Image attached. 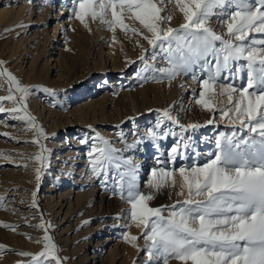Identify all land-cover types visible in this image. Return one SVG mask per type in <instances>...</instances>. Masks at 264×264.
<instances>
[{
	"label": "snow or ice",
	"instance_id": "6c2138e0",
	"mask_svg": "<svg viewBox=\"0 0 264 264\" xmlns=\"http://www.w3.org/2000/svg\"><path fill=\"white\" fill-rule=\"evenodd\" d=\"M169 2H174L183 17V23L177 28L165 27L173 17L171 12L161 16L162 8L156 0H73V14L85 28H89L87 18L99 19L115 32L117 27L129 30L124 22V13L127 12L129 18L138 21L144 32L136 28L130 30L150 46L143 48L139 45L143 51L139 57L141 61H145L149 52L152 59L163 53L168 67L154 70L169 81L182 73L187 74L194 66L208 73V78L200 81L202 90L195 100L208 112L214 111V105L211 96L206 94L214 91L224 72L230 73L224 79H246V84L239 88L232 84L222 85L229 89L226 97L231 107L216 111L221 112L222 118L230 113L235 115L241 131L246 129L247 133L240 136L233 133L223 140L218 138L216 147L219 151L202 166L180 167L182 187H187L188 198L171 206L151 207L149 202L154 199V194L139 190L136 169L131 161L124 159L121 162L117 155L119 150L112 148L110 142L99 134L94 138L99 143H94L88 153L91 172L107 181L109 170L115 169L119 195L130 205L131 220L144 229L140 237L125 232L123 239L133 247H137L134 242L140 238L150 242L146 249L150 261L156 257L157 264H168L171 259L180 264H264V0ZM213 19L219 21L220 33L211 27ZM253 33L260 34L261 38H253L250 35ZM241 61L245 63L241 64ZM4 64L0 60V88L7 84L8 95L0 96V113L6 111L2 102H13L14 107L7 109L13 118L27 123L36 129L39 137L47 139L28 110L31 87L23 85L3 67ZM145 67L150 65L145 62ZM245 70L246 76L241 77ZM161 117L156 127L148 131L149 138L153 140L173 135L163 130L165 121L179 125L169 109L163 110ZM207 123L212 124L213 120ZM199 127L201 125L195 123L187 126L191 129ZM31 142L40 146V151L33 157L40 165L35 170L39 183L48 159L45 155L48 149L39 140ZM170 156L173 162L177 156L183 158L179 144L171 148ZM151 175L148 187L159 191L172 179L173 172L161 168ZM178 194L183 195V192ZM32 196V206L37 207L36 193L33 192ZM3 199L0 197V201ZM36 227L45 231L43 250L35 255L19 254L32 255L36 264H52V261L63 264L66 258L57 255L58 248L47 234L51 225L41 223Z\"/></svg>",
	"mask_w": 264,
	"mask_h": 264
},
{
	"label": "rangeland",
	"instance_id": "374dc122",
	"mask_svg": "<svg viewBox=\"0 0 264 264\" xmlns=\"http://www.w3.org/2000/svg\"><path fill=\"white\" fill-rule=\"evenodd\" d=\"M31 1L33 2L36 12L32 17L33 23L37 22V24L33 25L29 22L19 32H14L12 26H10L0 31V42L8 43L11 50L14 48L12 54L6 56L7 53H5L4 58L10 57L11 68L9 71L12 72L23 85L31 87L32 95L27 101L28 110L36 118V123L39 127L44 130L47 139L39 137L36 133V129L32 128L27 123L13 118V115L7 111V109L14 107L13 102H2L6 111L0 113V197L4 198L0 201V246H3L0 247V259L7 257L9 260L13 259L11 256H15L12 264H36L32 259V255L24 256L19 253L27 252L35 255L43 250V245L45 243L43 241V236L45 235V231L36 226L45 223L46 226L48 224L51 225V227L48 228L47 234L52 237L53 242L58 248L57 255L62 259L66 258L63 259V264H125V262L126 264H157L156 257H153L151 261L149 260L146 249L150 242L143 238L134 242L137 247H133L134 250L136 249L133 259L131 261H126L124 259L126 253L122 250L123 246L132 245L128 241L125 242L123 234L127 232L130 235L140 237L144 229L142 226L137 227L136 222L131 220L129 214L130 205L126 202V199H122L119 195L117 180L114 178L115 169H110L108 180H104V190L108 193L107 200L110 199L108 203L105 202L101 208L99 205L100 199H98L99 195H97L95 197V208L93 212L95 215L85 212L84 215L80 217L78 216V211H76L65 217L68 210V207H65L66 202L64 203L63 211L57 216L56 210L48 203L47 197L45 196L54 182L52 176V174L54 175V173H52L54 170L49 171V168L56 162L55 156L58 152L62 154L68 148H73V140L77 141V143H75L76 145L81 143L82 140H87L88 142L81 143L80 147L82 146L81 149H83L85 153H89L93 144L99 143V141L94 139L97 134L104 139L113 134L114 140L120 135L122 131L121 128L124 125H131L132 123L138 122V117L143 116V113L141 115L135 114L134 108L139 106L144 109V107L141 106L142 99L140 95H135V98L133 97L132 99L127 98L129 97L128 94H131L137 88L165 85L171 81L177 80V87L184 86L189 89L188 91L193 94V98L196 100L199 98V93L202 90L200 81L207 79L208 73L203 71L201 67L194 66L192 71H189L187 74L182 73L169 81L166 77L162 76L161 73L154 70L168 67L167 61L164 59V54L160 53L154 60L152 59L151 52L145 56V61L139 59L142 53L138 56L136 61L122 68V70L114 69L113 62L109 61L105 54L104 57H102L98 53L100 47V40H97L98 34L105 31L104 27L101 28L104 25L101 26L102 23H100L99 19L93 21L91 18H87L89 28H85L84 25L74 17L73 0H56L53 8L51 7L52 2H49L50 0H0V12L7 7L20 8ZM156 2L158 6L162 8L160 13L161 16H166L169 12L173 14L174 12L173 17H177L175 23H172L171 20L170 24L165 25V27L177 28L183 23L182 14L175 8L174 2L170 3L169 0H156ZM47 7L49 10L47 17L42 21H38V14L42 13L41 9L44 14L47 13L45 11ZM62 10H65L63 15L57 20H54L57 14ZM46 22H48V29H46L45 26ZM124 22L128 25L129 30H122L120 34L127 33L129 35L131 34V36L137 35L130 29H138V21L129 18V14L125 12ZM58 23H62V27L58 30L57 37L54 39V27ZM211 24L214 25V29L218 33L222 31V28L218 27L219 21L213 19ZM63 27L64 30L62 29ZM117 28L120 29L119 27ZM44 30L48 31L47 33L50 35L48 36L49 38ZM71 30H76L75 33L78 32L77 34H79L82 41L89 44V48L92 50V53H90V61L97 59L101 62L99 67L93 66V64L90 63V67L88 68H81L75 72H69L67 68L62 69L59 66V53L65 51L63 42H60L61 38H63L62 33L63 31H69L71 33ZM34 31L36 35L31 37ZM67 34L69 33L67 32ZM250 35L256 39L261 38L260 34L253 33ZM21 40L25 41L23 46L18 44ZM144 42L146 44L145 48H149L150 46L147 42L145 40ZM46 47L50 48L51 53H54V55L49 56V54H43V50ZM105 47L107 46L105 45ZM47 59L50 61L49 67L44 68L43 63ZM0 60L5 62L1 57ZM145 62H147L150 67L146 68ZM240 63L243 64L245 62L241 61ZM3 67H6V62ZM33 68L34 70L32 71ZM17 70H21L28 74H34L35 77L32 79L33 81H26L24 83L22 77L16 75ZM106 75H108V85L106 88L108 91L103 92V90H101L100 96L104 97L105 95H109L113 98L119 95L123 96V101L118 107L108 103L104 108L105 113L109 116L113 111L116 112L120 109L124 113L125 109H127L131 114H124L122 124L112 123L115 119L109 118L106 122H93L86 125L77 123L72 126L65 113H67V111H74L79 107H84L90 100H96L93 98L96 95V90L88 89V85L97 82L100 84V82H103L102 79ZM229 75L230 73L224 72L222 78L217 81L214 91L210 94H206V96H211L215 110L212 118L213 123L210 125L209 131L206 132V134L199 128L204 127L203 125L205 124H202V122L210 119L209 113L211 112L205 111V113L201 114L198 110H194L196 116L192 114V117H188L186 114L183 116L184 118H180L174 115L175 112L173 110L171 111L164 103L154 106V109L149 112L150 115L148 114L149 117L146 118V120L149 121L136 125L139 127L137 131L139 130L138 132L140 133L135 138L139 137V141L133 143V138L130 137L137 135V133L127 134V132H124L123 141L124 144L127 145V149L119 150L117 155L121 162L124 159L131 161V165L136 169V183L139 186V190L145 194H148L150 191L154 194V199L149 202L151 207L171 206L178 201L183 202L186 200L188 198V190L186 186L182 187L183 180L179 174V168L202 166L204 163L214 158V154L219 151L216 147V140L218 138L223 140L224 137L231 136L233 133H236L237 136L247 133L246 129L243 130V132L241 131V126L239 122L236 121L235 115L230 113L227 117L222 118L221 112L216 111V108L228 110L231 107L226 97V93L229 89L222 87V85L232 84L236 88H239L246 84V79L243 78L234 80L223 78ZM244 76H246V70L241 73V77ZM113 82H118L119 84L114 85L115 83ZM65 83L67 86L63 87L62 84ZM42 89H48L49 91L45 92L42 91ZM162 93L166 94L167 92L163 90ZM71 94H77L76 99L73 98L71 100L69 98ZM6 95H8L7 84L0 88V96ZM198 106L200 105L197 104L195 109H197ZM165 109H169L172 115L178 120L179 125H183L184 128L165 121L163 130L169 131L173 133V135L153 140L149 138L148 131L156 127L157 121L162 118L161 113ZM93 115L94 114L91 113L89 118L93 117ZM145 117H147V115ZM233 121L236 122L233 123ZM55 122L58 127L57 129L54 124ZM193 123L199 124L201 127L197 129L187 128L188 125ZM157 131H159V129H157ZM196 134L198 135L196 136ZM200 135L201 137L198 138ZM120 137L121 135L118 136L117 139ZM69 138L72 140L68 141ZM257 139L259 138L257 137ZM33 140H39L40 144L48 149L45 153L48 159L46 161V166L42 169L39 183L36 181L35 170L40 165L34 161L33 157L40 151V146L39 144L32 143L31 141ZM195 141L199 142L197 146L195 145ZM59 142L62 145L61 149L56 147V143ZM109 142L112 147V141ZM177 144H179L183 158L177 156L175 162H173L169 153L171 148L177 146ZM159 145L163 148L164 152L168 154L167 160L161 164L157 163V165L152 168L151 162L144 165V168H140L136 160L137 155L141 154L144 148L145 150L149 148V150L154 151L155 154ZM185 145L187 146L185 147ZM196 150L198 153H196ZM15 154L20 156L21 162H15L17 161L16 158H14ZM154 154H152L150 161H157L156 155ZM159 161L160 160L157 162ZM185 164L187 165L184 166ZM161 168L172 171V179H170L159 191L149 189L148 182L152 179V172ZM101 178L103 179V177ZM71 188L72 187L68 190H71ZM78 190L79 188H76V191ZM33 192L36 193L37 207L32 206ZM181 192H183V195L178 194ZM195 199L203 200L205 198L195 197ZM103 215L106 217H102ZM164 215L167 216L168 212L165 211ZM63 218H65V220L62 221L61 219ZM103 219H105V222H107L106 224L109 225H106L108 228L105 231H102L103 227L100 225ZM85 221L88 223H85ZM117 223L119 224L116 225ZM4 225H8L9 227H5ZM87 225H93L95 227L91 235H89L90 231L85 232ZM102 232H104V234ZM74 237H76L75 240ZM106 240H109V242L107 244L105 243L104 248L98 247L100 241L103 243ZM113 248L118 250V257L116 260H113L110 256V251L113 250ZM93 252L96 253L94 254ZM87 254H89V258H87ZM94 256L95 258L92 259ZM45 264H47V262H45ZM52 264H55V261H52ZM168 264H180V262L171 259Z\"/></svg>",
	"mask_w": 264,
	"mask_h": 264
},
{
	"label": "bare ground",
	"instance_id": "6f19581e",
	"mask_svg": "<svg viewBox=\"0 0 264 264\" xmlns=\"http://www.w3.org/2000/svg\"><path fill=\"white\" fill-rule=\"evenodd\" d=\"M55 1L56 0H50L49 1V2H52L51 3L52 8L55 6V4H54ZM7 4H8V2H7ZM41 11H42V13L38 14V21H42L43 19H45L49 13L48 7L45 10L47 13L43 14L42 9H41ZM64 12H65V10H62L60 13H58L57 17L54 20H57L58 18H60ZM35 13L36 12H35L34 5H33L32 1L26 5H23L20 8H17V9L7 7L2 12H0V31L12 26V29L14 30V32H19L29 22H31L33 25L37 24V22L33 23V19H32L33 15ZM173 14H174V12H173ZM173 14H172V17H173ZM176 18L177 17H175V16L172 18V23H175ZM47 24H48V22L45 23L46 29H48ZM21 25H23V26L21 27ZM102 25H104V26H102ZM101 26H102L101 28L104 27L105 31L101 32L100 34L97 33L98 39L97 38L96 39L98 41L100 40V44H99L100 47H99L98 53L102 57H104V54H105L107 56V59L109 61L113 62L114 69L122 70V68H125L130 63H133V61H136L138 56H140L143 53L142 47H140L139 45H142L143 48H145L146 44H145L144 40L142 39V37H140V35L131 36V34L129 35L127 33L126 34H120V33H122V30L120 31V29H118V28L116 29L115 32H113L107 28V25L102 23ZM61 27H62V23H58L54 27V35H53L54 39L57 37L58 30ZM211 27L214 28V25L211 24ZM137 28L139 29L140 32H144V29L142 28L141 25H139V23H137ZM62 29L64 30V27ZM69 31H70V29H69ZM69 31H67L69 34H67L66 31H63V33H62L63 38H61L60 42L61 43L63 42V47L65 48V51H62L59 53V66L62 69L67 68V70L69 72H75L76 70L81 69V68H88V67H90V63H92L93 66L99 67V65L101 64L100 61H98L97 59H93V61H90L91 60L90 53H92V50L89 48V44H86L82 41L81 37H79V34H77L78 32L75 33L76 30L75 31L71 30V33ZM99 31H102V30H99ZM44 32L46 33L47 37L50 36L49 33H47L48 32L47 30L46 31L44 30ZM145 34H147V33L145 32ZM35 35L36 34L34 31L32 33L31 37H34ZM114 40H115V42H114ZM24 42L25 41L21 40L18 42V44H20V46L21 45L23 46ZM58 44H59V40H58ZM105 45L107 47H105ZM50 50H51L50 48L46 47L43 50V54L44 53H45V55L49 54V56L54 55V53H51ZM12 51H14V48L11 50L10 45L8 43H6V42L1 43L0 42V57L5 60L6 68L8 70L11 68V65H10L11 60H10V57L5 59L4 54L7 53L6 56H8L9 54H12ZM49 63H50V61L47 59L43 63L44 68L49 67ZM33 70H34V68L32 69V71ZM16 75H20L22 77V81H24V83L26 81H28V82L33 81L32 79H34V77H35L34 74H32V73L28 74L26 72H22L21 70H17ZM119 78H121V77H119ZM107 80H108V75L103 77V79H102L103 82L99 81L100 84H98V82H97V83H90L88 85L89 86L88 89L96 90V92H95L96 95L93 97L96 100H90L88 103L85 104L84 107H79V108H76L74 111H67V113H65L67 118H68L69 123L72 126L77 124V123H80L82 125H86L88 123H93V122H95V123L96 122H106L109 120V118L115 119V121H112V123L122 124L124 114L125 115L131 114L130 111L127 109H125L124 113L120 109L119 110L117 109L118 111H116V112L113 111V113L109 116H108V114L105 113L104 108L106 107V105H108V103H111L115 107H118L120 104H122V101H123V98H122L123 96H119V95H118V97H113V98L110 97L109 95H105L104 97L100 96L101 90H103V92L108 91V90H106L107 85H108ZM176 81L177 80L171 81L170 83H167L165 85H158V86L154 85V86L140 87V89L137 88L136 90H134V92H132L131 94H128L129 95V97H127L128 99H132L133 97L135 98V95H140V97L142 99L141 106H143L144 109L137 106L134 108V112H135V114H139V115H141L143 113L142 114L143 116L138 117L139 118L138 122L132 123L131 125L130 124L124 125L121 128L122 131L120 132V135L121 134L122 135L119 139H117V138L120 135H118L114 140H113V138H114L113 134L110 136H107L106 140L112 141L111 142L112 148L118 149L120 151L122 149H127V145L124 144V141H123L124 140V135H123L124 132H127V134H129V133H132V134L135 133L136 134L137 133V135L130 136V137L133 138V143L139 141L140 140L139 137L135 138L140 133V132H138L139 130L137 131V129H139V127H137L136 125L144 123L146 121H149V120H146V118L149 117V115H150L149 112L154 109V106L156 104H158V105H162L163 103L166 104V106H168L171 111L173 110L175 112L174 115H176L180 118H184L183 116H185L186 114L188 117H192V114H195V116H196V112L194 110H198V112H200L201 114L205 113L206 110H204L201 105L198 106L197 109H195V106L197 104L195 103V100L193 98V94L190 91H188L189 89H187L184 86L183 87H181V86L177 87ZM113 83H115L114 85L119 84L118 82H113ZM62 85H63V87L67 86L66 83L62 84ZM163 90H166L167 93L166 94L162 93ZM124 92H127V91H124ZM129 93H130V91H129ZM126 95H127V93H126ZM76 96H77V94H75V95L71 94L69 96V98L71 100L73 98L76 99ZM214 112H215V110L213 112L209 113V115H210L209 117L211 120L213 118ZM51 113H52V111H51ZM91 113L94 115H93V117L89 118ZM146 115H147V117H145ZM210 119H208V120H210ZM208 120H206V121H208ZM206 121L202 122V124H205V125H203L204 127L199 128V129L203 130L204 134H206V132L209 131V128L211 125V124H208ZM54 124H55V127L57 129L58 127H57L56 122ZM78 133H79V131H78ZM198 134H196V136ZM200 137H201V135L198 138H200ZM74 138H75V136H74ZM71 140H72L71 138L68 139V141H71ZM73 142H74V144H73V148L71 147L72 149L68 148L62 154H61V152H58L56 154V156H55L56 162L54 164H52L51 167L49 168V171L54 170V172H52V173H54V175L52 174L54 182H53L51 188L48 189L46 195L45 194L44 195L47 197V201L52 206V208L54 210H56L55 212H56L57 216L60 215V213L63 211L65 202H66L65 207H68V210L66 212L65 217H67L69 214L75 213L76 211H78V216L82 217L85 212H88L90 214L94 212L95 197L97 195H99L98 199H100L99 205L101 208L103 207L105 202L108 203V201L110 200V199L107 200L108 199V197H107L108 193H106L104 190V184H105L104 179L95 177L91 172V167L89 164L90 157L88 155V152L85 153L83 151V149H81V147H82V146L80 147L81 143H78L76 145L75 143H77V141L73 140ZM197 144H199V142H196L195 145L197 146ZM205 146H203V147H205ZM56 147L61 149V147H62L61 143L60 142L56 143ZM78 148H79V150H78ZM75 149H77V150H75ZM156 150H157V152L154 154V151L149 150V148L147 150H145V148H144L142 150L141 154L137 155L136 160H137L140 168H144V165H146L150 162H151V168H152V167H155L157 165V163L161 164L162 162H165L167 160L168 154L166 152H164L163 148L160 145L157 147ZM196 153H198L197 150H196ZM152 154L156 155L157 161L158 160H160V161L159 162L154 161V160L150 161ZM205 154H207V153H205ZM14 158H16V160H17L15 162H17V163L21 162V158L19 155L15 154ZM186 165L187 164H185L184 166H186ZM70 187H72L71 190H68ZM73 187H74V189H73ZM76 188H79V190L76 191ZM102 217H106V216L103 215ZM61 220L63 221V220H65V218H63ZM105 221L106 220L103 219L101 221V224H100L103 227L102 231H105L108 228V227H106V225H108V224H106L107 222H105ZM104 222H105V224H104ZM118 224L119 223H117L116 225H118ZM86 229H85V232L90 231L89 235H91L93 233V231L95 230V227L93 225H87ZM102 233L104 234V232H102ZM75 239H76V237H74V240ZM108 242H109V240H106L103 243H101V241H100L98 243V247L104 248L105 243L107 244ZM130 244L132 245V243H130ZM134 248H136V247H134ZM134 248H133V246H130V245L123 246L122 250H124L126 253L125 254L126 257L124 258L126 261H131L133 259L134 255H135L134 252L136 251V249L134 250ZM93 253L95 254L96 252H93ZM87 256H88L87 258L90 257L89 254H87ZM110 256L113 260H116V258L118 257V250L113 248V250L110 251ZM11 258L14 259L15 256H11ZM94 258H95V256L92 257V259H94ZM13 259L8 260L7 257H3L0 260H1V264H12ZM92 264H95V263H92ZM125 264H126V262H125Z\"/></svg>",
	"mask_w": 264,
	"mask_h": 264
}]
</instances>
